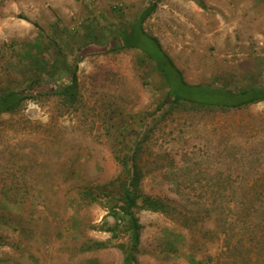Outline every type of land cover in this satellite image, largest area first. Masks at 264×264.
Wrapping results in <instances>:
<instances>
[{
    "label": "rangeland",
    "instance_id": "1",
    "mask_svg": "<svg viewBox=\"0 0 264 264\" xmlns=\"http://www.w3.org/2000/svg\"><path fill=\"white\" fill-rule=\"evenodd\" d=\"M150 1L0 0V91L31 85L32 43L42 41L49 62L53 42L70 46L46 71L62 78L79 48L112 42ZM144 28L191 84L264 86V0H163ZM153 65L139 49L91 53L77 64L79 107L44 94L0 115V264H123L128 234L108 231L116 190L96 202L84 194L116 179V154L162 100ZM148 141L143 192L184 216L137 210V264H264V214L246 219L240 204L244 190L264 189V101L176 114ZM186 217L202 229H185ZM94 241L107 247L86 250Z\"/></svg>",
    "mask_w": 264,
    "mask_h": 264
},
{
    "label": "trees",
    "instance_id": "2",
    "mask_svg": "<svg viewBox=\"0 0 264 264\" xmlns=\"http://www.w3.org/2000/svg\"><path fill=\"white\" fill-rule=\"evenodd\" d=\"M163 0H151L138 15L126 22L124 28L117 32L114 40L108 44H102L100 47L91 45L95 41L86 42L85 46L79 48L78 57L72 66H65L66 75L55 79L54 73H48L50 67L59 64V56H64V48H69L64 41L53 42L52 47L58 48L56 58L50 63L42 54L44 48L42 41L31 44L32 59L30 60L35 75L32 77L31 85L23 90H14L10 87L3 88L0 91V115L12 114L20 111L23 105L29 99L52 94L59 98L61 104L68 108H77L81 102L79 81L77 76L78 62L88 54L100 51H113L120 49H139L145 57L153 63V69L162 78V87L164 96L158 103L155 110L150 114L144 131L129 146L128 152L116 154V160L121 166V172L116 179L96 187H91L85 191V198L89 202L98 201L99 196L110 197L115 189L119 198L116 203L109 202L110 214L115 218V226L108 227V231L113 232V237H117L118 228L123 226L128 234V244H121L120 247L125 253L123 264H137V254L141 238L142 225L137 216V210H147L160 213L175 219L182 215L178 208L161 198L153 197L143 192L142 181L146 176V164L144 155L148 149V139L154 133L159 123L169 120L174 115L181 113L199 114L211 111H229L241 109L251 104L264 101V86L247 84L240 87L238 91H232L226 88H213L209 85L189 83L183 72L176 66L173 59L166 53L159 40L146 32L144 28L145 21L156 11L158 4ZM63 40V39H61ZM114 41V42H113ZM103 41L100 40V43ZM63 58V57H62ZM66 60L64 59L65 63ZM65 65V64H64ZM43 73H47L50 78H43ZM153 126L149 127V123ZM167 181L175 183L176 179L165 176ZM177 193H180L181 187L177 185ZM113 199V198H112ZM264 189L255 187L243 191L241 199V209L244 218H249L254 214H264ZM186 222L182 224L185 229L198 231L202 229L203 224L199 226L197 220L193 225ZM192 226L194 228H192ZM201 231V230H200ZM206 234V232H205ZM107 247V243L94 241L88 245L86 250L100 249Z\"/></svg>",
    "mask_w": 264,
    "mask_h": 264
}]
</instances>
